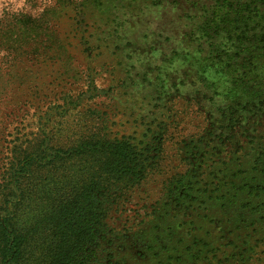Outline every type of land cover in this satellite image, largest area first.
Wrapping results in <instances>:
<instances>
[{"label": "rangeland", "instance_id": "rangeland-1", "mask_svg": "<svg viewBox=\"0 0 264 264\" xmlns=\"http://www.w3.org/2000/svg\"><path fill=\"white\" fill-rule=\"evenodd\" d=\"M217 1L0 0L1 222L26 232L84 185L102 159L75 153L87 144L126 139L141 150L160 135L145 179L123 186L109 207L112 243L104 242L93 264H264L261 227L193 197L178 205L166 194L169 182L194 170L198 151L188 138L204 125H214L208 131L215 136L224 130L229 85L193 66L194 40ZM86 25L129 28L112 41L107 33L83 32ZM156 29L169 41L160 42ZM91 36L98 49L75 60L58 50L61 60L48 59L46 44L75 43L83 51ZM53 67L60 71L55 80L67 78L55 90L48 87ZM56 152L62 157L53 159ZM36 243L29 242L24 264L49 261L45 242L31 251Z\"/></svg>", "mask_w": 264, "mask_h": 264}, {"label": "trees", "instance_id": "trees-1", "mask_svg": "<svg viewBox=\"0 0 264 264\" xmlns=\"http://www.w3.org/2000/svg\"><path fill=\"white\" fill-rule=\"evenodd\" d=\"M109 11L111 8L102 12L105 15ZM202 27L194 40L199 47L193 66H197L200 75L214 72L229 85L226 112L222 113L226 120L220 129L229 130L230 134L223 130L215 136L208 131L214 125H204L199 136L188 138V144L198 151L190 162L192 165L196 161L194 170L176 176L166 186V194L178 205L193 197L202 207L211 206L216 211L233 214L236 219L250 220L251 227H261L264 231V0H218L209 21ZM128 28L86 25L81 29L83 32L92 29L93 36L107 33L114 41L119 38V31ZM155 33L160 42L169 41L166 34L157 29ZM93 43V37L83 42V51L75 43L65 42L46 44L44 49L52 52L50 60H61L58 50L75 60L80 54L99 48ZM40 46L36 48L41 49ZM181 57L183 63L188 61L186 54ZM59 72L54 67L51 70L53 79L48 87L53 90L57 89L54 83L59 81L60 86L67 82V78L55 80ZM202 110L198 109L197 113L203 115ZM245 113L251 116L246 118ZM203 116L212 118L208 113ZM162 141L160 135L152 137L140 150L126 139L99 140L75 152L101 156L98 171L28 231L20 232L9 222L0 221L1 264H24L30 241L39 242L31 251L40 248L41 242L46 243L47 264L98 263L104 242L105 246L112 243L108 238L109 207L124 192L123 186L138 185L145 179ZM205 149L209 150L198 159ZM62 155L56 152L53 159Z\"/></svg>", "mask_w": 264, "mask_h": 264}]
</instances>
